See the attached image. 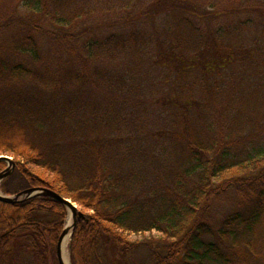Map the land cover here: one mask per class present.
I'll use <instances>...</instances> for the list:
<instances>
[{
    "label": "trees",
    "instance_id": "obj_1",
    "mask_svg": "<svg viewBox=\"0 0 264 264\" xmlns=\"http://www.w3.org/2000/svg\"><path fill=\"white\" fill-rule=\"evenodd\" d=\"M158 3L151 31L89 22L110 11L91 0H0L2 190L84 210L72 264H134L142 247L152 264H264V0ZM146 66L173 71L175 93L142 97ZM67 214L0 200L1 262L59 264Z\"/></svg>",
    "mask_w": 264,
    "mask_h": 264
},
{
    "label": "rangeland",
    "instance_id": "obj_2",
    "mask_svg": "<svg viewBox=\"0 0 264 264\" xmlns=\"http://www.w3.org/2000/svg\"><path fill=\"white\" fill-rule=\"evenodd\" d=\"M158 1L164 2V0H132V3L126 9L116 10L108 6L107 0H99V1L91 0V4L94 7L98 3V4H102V6L100 5L98 6L102 7L104 11L108 10L109 8L110 11H107L102 17L94 16L90 18L89 22H96V20L102 19L104 24L116 23L132 15L133 18L129 23L132 25H129L128 28H131L135 23L136 25L134 26L140 28L143 27L151 31L160 30L161 29L160 16L162 15V11L167 10L169 7H167L166 4L165 5L159 4ZM193 2L200 5L203 4L204 0H193ZM154 15H156L157 17H154ZM102 27L112 29V27L109 26H102ZM141 59L143 62L147 63L150 60H152V57L146 55L145 57L142 56ZM140 72L142 75L140 76L139 81H141V83L143 84V88L140 91L142 97H151L154 100H157L158 98L169 95L168 92L171 94L175 93L176 84L174 82L172 86L169 85V87H167V90L165 89L167 85L166 83L163 82V80H165V77L167 75H169L171 79L173 76L172 73L174 74V72L171 71L169 68L166 69L157 68V67L150 68L146 66V67H142L140 69ZM256 106L259 112L264 110V103L262 104L258 103ZM161 107L162 106L160 104H157L154 108L155 112H154L153 122L157 124H162L164 122V120L160 117V113H162ZM0 189L2 190L1 183H0ZM75 204L78 206V209L84 213V210L77 203ZM67 219H68V214H67ZM66 224H67V220L65 225ZM154 233H156V231H154L153 234ZM146 235H150V233H147ZM140 236H141L140 234L131 233L130 239L134 240L139 238ZM148 255L149 253L147 252L145 247L139 248L136 253V256L133 257L134 264H152L151 263L152 259H150ZM51 261L52 262H50V264H57L54 262V259H52ZM0 264H4V263L1 262L0 260ZM117 264H126V263H124L123 261H118Z\"/></svg>",
    "mask_w": 264,
    "mask_h": 264
},
{
    "label": "water",
    "instance_id": "obj_3",
    "mask_svg": "<svg viewBox=\"0 0 264 264\" xmlns=\"http://www.w3.org/2000/svg\"><path fill=\"white\" fill-rule=\"evenodd\" d=\"M2 161L6 162L7 166L2 171H0V183H2V181L5 180L8 176L13 174L16 168V161L12 156L1 154L0 162ZM40 196L50 197L62 203L67 209V224L65 225L57 244V257L59 260V264H66L64 259L65 242L69 238V236L71 241L77 225L78 217H84V213L78 209V206L75 204V202H73L70 198L64 197L58 192L46 187H30L15 194H7L0 189V200L9 203H19L30 198Z\"/></svg>",
    "mask_w": 264,
    "mask_h": 264
},
{
    "label": "bare ground",
    "instance_id": "obj_4",
    "mask_svg": "<svg viewBox=\"0 0 264 264\" xmlns=\"http://www.w3.org/2000/svg\"><path fill=\"white\" fill-rule=\"evenodd\" d=\"M69 246H70V236L66 240L65 246H64V259H65L66 264H72L71 263V258H70Z\"/></svg>",
    "mask_w": 264,
    "mask_h": 264
}]
</instances>
